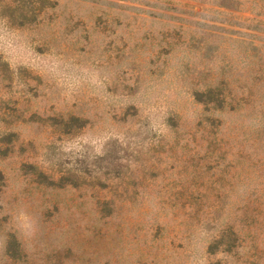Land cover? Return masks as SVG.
I'll use <instances>...</instances> for the list:
<instances>
[{"label":"rangeland","instance_id":"374dc122","mask_svg":"<svg viewBox=\"0 0 264 264\" xmlns=\"http://www.w3.org/2000/svg\"><path fill=\"white\" fill-rule=\"evenodd\" d=\"M0 171V264H264V1L0 0Z\"/></svg>","mask_w":264,"mask_h":264},{"label":"trees","instance_id":"16d2710c","mask_svg":"<svg viewBox=\"0 0 264 264\" xmlns=\"http://www.w3.org/2000/svg\"><path fill=\"white\" fill-rule=\"evenodd\" d=\"M196 99L206 106L205 110L209 113L223 112L228 106H231L235 100L231 94H226L225 90L220 86L210 87L206 92H198L196 94ZM3 181L4 175L0 171V193Z\"/></svg>","mask_w":264,"mask_h":264},{"label":"clouds","instance_id":"9594fccd","mask_svg":"<svg viewBox=\"0 0 264 264\" xmlns=\"http://www.w3.org/2000/svg\"><path fill=\"white\" fill-rule=\"evenodd\" d=\"M19 219H21L24 222V226L25 228L28 230L29 234L34 231V227H33V223L30 220V218L26 217V216H22L19 217Z\"/></svg>","mask_w":264,"mask_h":264}]
</instances>
